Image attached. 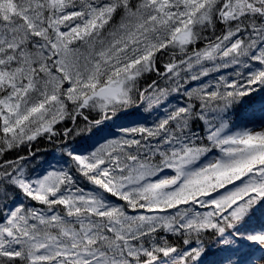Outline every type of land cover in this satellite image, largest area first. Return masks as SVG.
Segmentation results:
<instances>
[{
    "label": "snow or ice",
    "instance_id": "1",
    "mask_svg": "<svg viewBox=\"0 0 264 264\" xmlns=\"http://www.w3.org/2000/svg\"><path fill=\"white\" fill-rule=\"evenodd\" d=\"M0 264H264V0H0Z\"/></svg>",
    "mask_w": 264,
    "mask_h": 264
}]
</instances>
